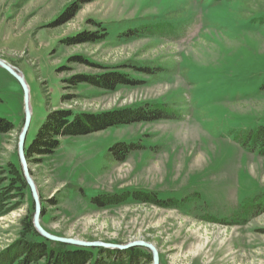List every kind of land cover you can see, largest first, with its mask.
Segmentation results:
<instances>
[{"label": "rangeland", "instance_id": "374dc122", "mask_svg": "<svg viewBox=\"0 0 264 264\" xmlns=\"http://www.w3.org/2000/svg\"><path fill=\"white\" fill-rule=\"evenodd\" d=\"M263 7L264 0H0V58L22 72L30 91L26 150L54 110L163 112L61 136L50 155L26 154L46 231L153 243L160 264H264V155L238 140L264 124V89L255 92L264 85ZM101 27L109 31L105 41L72 43L83 32L101 35ZM130 28L137 34L117 37ZM106 72L136 83L110 89L70 82ZM0 115L14 125L0 132L5 187L14 178L11 165L24 177L18 142L25 112L21 85L2 67ZM123 144L132 148L117 155L114 148ZM20 186L0 215V256L22 239H47L25 234L35 202L29 185ZM138 192L151 197L133 196ZM50 241L60 250H91L82 264L97 262L101 247ZM129 249L144 255L138 264H152L149 248ZM112 251L115 260L125 258Z\"/></svg>", "mask_w": 264, "mask_h": 264}, {"label": "trees", "instance_id": "16d2710c", "mask_svg": "<svg viewBox=\"0 0 264 264\" xmlns=\"http://www.w3.org/2000/svg\"><path fill=\"white\" fill-rule=\"evenodd\" d=\"M249 6V3H247ZM263 10L262 17L264 18V7L261 9ZM258 12V11H257ZM248 15H245L246 17ZM120 30L123 28H119ZM127 29V28H126ZM101 35L98 33H90V32H83L79 34L77 37L72 39V43H82V42H98V41H105L108 37V29L105 27H101ZM138 32L137 29H128L126 32H118L117 37L127 38L129 36L136 35ZM70 42V41H69ZM83 60L82 58H78ZM85 61V60H83ZM152 73L157 72V70H151ZM71 83L77 84L80 82H87L98 87L110 88L114 89L118 84H135L136 81L130 79L126 74L123 73H116V72H106L103 74L98 75H79L75 76L70 80ZM257 91H261L264 89V85L256 86ZM147 107L131 110V109H118L115 111L105 112L101 114H93V113H86V112H79L71 109H58L51 111L43 125L40 127V130L37 134L35 140L31 142L29 147L26 150V154L32 155H50L52 154L55 149L58 147L61 136L67 135H79V134H86L92 131H96L99 129L107 128L109 126H118L120 124H127L133 120H154L156 118L161 117L163 115L162 110H149ZM257 126L255 128L249 129L248 132L244 134V136H240L238 140H240L243 144V147H246L248 151L256 152L258 154L264 155V124L256 123ZM13 123L8 120L6 117L0 115V132H8L13 129ZM129 148L132 146L126 145H118L114 148L115 153L118 154H125L128 152ZM9 171H11L14 178L11 181V186L3 187V182L6 178H4L3 174L6 172L4 169L0 167V215L3 214L7 209L6 202L10 199L11 191L13 188L16 187V190H21V186L25 187L27 185L24 177H22L21 173L16 169L15 166L11 165ZM148 195L146 192H138L135 193L133 196L136 198H142L144 200H148L151 196ZM127 195L124 196H115L110 199L112 202H117L122 199H125ZM123 197V198H122ZM154 198V197H152ZM106 199V198H105ZM99 199L96 198V202ZM108 201V200H107ZM151 201V200H150ZM155 203L160 205H167L171 204L168 202H157L154 200ZM24 228L26 235H33V236H40L32 220H24ZM48 242H52L48 239L35 241H27L22 239V241L18 242L6 255L0 256V264H26L30 260L37 262L39 259L46 258L48 264H82L87 263L92 259V251L87 250L85 248H63V250L58 248H54L49 246ZM60 247H63V243L55 242ZM93 249V248H92ZM108 251H111L112 254L115 253L111 249L107 248H99L98 258L96 264H106L107 261H110V264H138L139 255L142 253L139 251H135L133 249L124 250H114L118 253L119 251L123 252V260H115L112 257L108 256ZM23 255V259L21 256ZM143 255V254H142ZM144 256V255H143ZM151 257V256H150Z\"/></svg>", "mask_w": 264, "mask_h": 264}, {"label": "water", "instance_id": "95a60500", "mask_svg": "<svg viewBox=\"0 0 264 264\" xmlns=\"http://www.w3.org/2000/svg\"><path fill=\"white\" fill-rule=\"evenodd\" d=\"M0 67L8 71L13 77H15L18 80L19 84L22 87L23 93H24L25 119H24V124L21 130L20 136H19L18 154H19V160H20V164L23 170L25 180L31 189V193H32V196L35 202V214H34L33 223H34V226L37 232L40 233L43 237L53 240V241L69 243V244H74V245L83 246V247H86V246L87 247H102V248H110V249H116V250H125L137 244L143 245L149 248L152 252V264H160L159 251L153 243H149L146 241H136V242H130L127 244H114V243H106V242H101V241H87V240L57 236V235L49 233L43 228L40 222V217L42 213L40 194H39V190L37 188L36 182L31 175L30 168H29V162H28L27 155H26V138H27V134L30 128L31 118H32L29 86L22 72L17 67H15L13 64H11L8 60L0 58Z\"/></svg>", "mask_w": 264, "mask_h": 264}]
</instances>
